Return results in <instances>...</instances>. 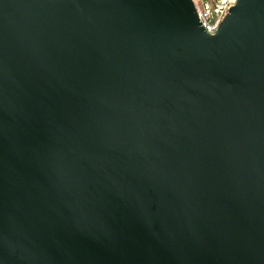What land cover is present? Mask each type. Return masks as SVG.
Segmentation results:
<instances>
[{
	"label": "water",
	"instance_id": "1",
	"mask_svg": "<svg viewBox=\"0 0 264 264\" xmlns=\"http://www.w3.org/2000/svg\"><path fill=\"white\" fill-rule=\"evenodd\" d=\"M0 264H264V0H0Z\"/></svg>",
	"mask_w": 264,
	"mask_h": 264
},
{
	"label": "built area",
	"instance_id": "2",
	"mask_svg": "<svg viewBox=\"0 0 264 264\" xmlns=\"http://www.w3.org/2000/svg\"><path fill=\"white\" fill-rule=\"evenodd\" d=\"M192 2L201 26L210 34L216 31L220 21L234 4L232 0H192Z\"/></svg>",
	"mask_w": 264,
	"mask_h": 264
},
{
	"label": "snow or ice",
	"instance_id": "3",
	"mask_svg": "<svg viewBox=\"0 0 264 264\" xmlns=\"http://www.w3.org/2000/svg\"><path fill=\"white\" fill-rule=\"evenodd\" d=\"M233 3H235V0H232Z\"/></svg>",
	"mask_w": 264,
	"mask_h": 264
}]
</instances>
